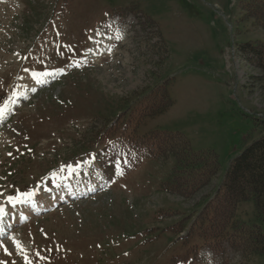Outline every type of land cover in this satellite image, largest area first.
<instances>
[{
  "label": "rangeland",
  "instance_id": "rangeland-1",
  "mask_svg": "<svg viewBox=\"0 0 264 264\" xmlns=\"http://www.w3.org/2000/svg\"><path fill=\"white\" fill-rule=\"evenodd\" d=\"M257 5L0 0V264H24L12 237L33 264H264L198 217L264 134ZM101 32L120 42L95 62ZM162 133L214 151L217 176L192 196L177 188ZM256 216L252 200L238 204V220Z\"/></svg>",
  "mask_w": 264,
  "mask_h": 264
},
{
  "label": "trees",
  "instance_id": "trees-1",
  "mask_svg": "<svg viewBox=\"0 0 264 264\" xmlns=\"http://www.w3.org/2000/svg\"><path fill=\"white\" fill-rule=\"evenodd\" d=\"M257 6L252 13L257 23L264 25V5ZM259 66L264 67V64ZM155 138L159 140L160 155L168 150L174 156L172 182L177 188L182 187L188 196L217 176L220 165L214 151H193L189 140L179 133H162ZM248 200L254 202L257 214L258 222L253 224L236 217L238 204ZM198 217L202 226L205 225V234L213 238L214 234H226L231 240L236 238L231 243L234 247L239 245L255 254L264 252V134L230 162L224 178Z\"/></svg>",
  "mask_w": 264,
  "mask_h": 264
},
{
  "label": "snow or ice",
  "instance_id": "snow-or-ice-1",
  "mask_svg": "<svg viewBox=\"0 0 264 264\" xmlns=\"http://www.w3.org/2000/svg\"><path fill=\"white\" fill-rule=\"evenodd\" d=\"M122 38V37H120ZM91 39V37H90ZM67 47V46H65ZM89 51H91V49H89ZM19 53H17V56L19 57ZM28 57H23V59H27ZM76 67H80L81 66V63L80 61H76V64H75ZM25 71H28V69H25ZM39 82V81H38ZM4 112H5V109L4 108H0V116H3L4 115ZM0 195H3V193H0ZM21 196H24V197H31L34 195V193H30V192H22L20 193ZM7 200L9 203H18L20 202L19 199L16 197V196H12V195H9L7 197ZM4 212V209L2 207H0V213H3ZM12 242L16 245L17 249L24 254V264H33V260L32 258L27 254L28 253V249L25 247V245L18 239H16L15 237H12ZM5 251L7 252V248L5 247ZM47 251H51V249H47ZM36 257H38L39 259H47L46 256H42L40 252H36Z\"/></svg>",
  "mask_w": 264,
  "mask_h": 264
},
{
  "label": "bare ground",
  "instance_id": "bare-ground-1",
  "mask_svg": "<svg viewBox=\"0 0 264 264\" xmlns=\"http://www.w3.org/2000/svg\"><path fill=\"white\" fill-rule=\"evenodd\" d=\"M101 34V36L103 35V37H101L100 38V41L98 42V43H93L92 44V46H91V51H89L90 52V58H92V60L94 59L95 60V62H98V61H100V57L99 58H96V56H100V55H104L105 54V56H103L104 58L105 57H108V56H106V55H111V56H113V54L115 53L114 52V42H116V43H119L120 41L119 40H116V39H114V37L113 36H111V35H109V34H105L104 32H101L100 33ZM96 38V37H95ZM95 38L93 39V42L95 41L96 42V40H95ZM116 47H117V45H116ZM119 51V50H118ZM127 52V51H126ZM115 56V55H114ZM119 56H121V55H119ZM110 57V56H109ZM111 59V58H110ZM113 59V58H112ZM118 59V58H117ZM101 61H102V59H101ZM109 61V60H108ZM113 61H114V59H113ZM112 61V62H113ZM119 61V60H118ZM126 62V61H125ZM100 63V62H99ZM114 63V62H113ZM118 63V62H117ZM104 64V63H103ZM99 65V64H98ZM108 67V66H107ZM116 67V66H115ZM104 68V67H103ZM113 70V69H112ZM104 72V71H103ZM102 72V73H103ZM105 73H106V71H105ZM1 117V116H0ZM22 242V241H21ZM23 243V242H22ZM24 244V243H23Z\"/></svg>",
  "mask_w": 264,
  "mask_h": 264
}]
</instances>
